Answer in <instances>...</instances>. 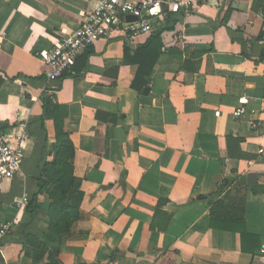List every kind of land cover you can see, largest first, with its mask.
<instances>
[{
	"label": "crops",
	"instance_id": "1",
	"mask_svg": "<svg viewBox=\"0 0 264 264\" xmlns=\"http://www.w3.org/2000/svg\"><path fill=\"white\" fill-rule=\"evenodd\" d=\"M100 1L0 0V105L9 97L20 105L0 132L17 122L31 132L21 172L0 193V228L10 225L0 264H50L49 251L60 264H264V0H208L170 14L177 23L155 43L147 85L133 82L137 51L163 30L167 12L151 34L116 30L78 57L69 76L47 82L39 52ZM44 96L67 109L82 198L60 235L50 228L47 194L37 195L30 230L46 247L37 251L19 231L30 218L18 203L36 194V162L52 161L56 148ZM241 100L246 111L235 119ZM254 121L263 124L258 132ZM225 180L218 199H242L243 243L237 232L210 228V197Z\"/></svg>",
	"mask_w": 264,
	"mask_h": 264
},
{
	"label": "built area",
	"instance_id": "2",
	"mask_svg": "<svg viewBox=\"0 0 264 264\" xmlns=\"http://www.w3.org/2000/svg\"><path fill=\"white\" fill-rule=\"evenodd\" d=\"M208 0H101L94 12L83 18L82 23L72 32L60 30L53 46L39 52L45 64L44 77L47 82L60 79L63 72L70 70L78 57L95 43L107 39L112 32L124 30L129 36L151 34L152 21L162 20L164 10L169 14L188 13L193 5L206 3ZM127 17L136 18L128 22ZM246 101L241 100L233 111L235 119L245 114ZM23 126V127H21ZM251 130L258 132L263 128L259 121L250 122ZM31 141L29 126L26 122H17L7 131L0 132V193L5 182H11L21 172L26 156V146ZM264 155V147L259 150ZM23 197L19 206L26 205ZM9 224L0 228V236H5ZM259 261L264 263V247L259 251Z\"/></svg>",
	"mask_w": 264,
	"mask_h": 264
},
{
	"label": "trees",
	"instance_id": "3",
	"mask_svg": "<svg viewBox=\"0 0 264 264\" xmlns=\"http://www.w3.org/2000/svg\"><path fill=\"white\" fill-rule=\"evenodd\" d=\"M164 13L166 11L164 10ZM165 26L162 31L151 34L147 43L138 49V57L142 60L139 62V70L135 76L134 83L147 85L149 82L150 73L155 65L159 55V47L154 50L155 43L159 41L163 31L173 30L176 21H173L170 14L165 15ZM152 54L149 62L146 57ZM72 69V68H71ZM70 70L63 72L60 78L69 76ZM133 86V83H132ZM43 111L52 116L55 130L56 148L53 154V159L47 162L40 158L35 165V177H33L37 192L31 198L24 209L26 216L30 220L19 226V231L24 237L25 244L33 249L45 250V245L31 232L32 214L37 208V195L47 194L49 199V214L50 228L55 234H69L72 225L78 218L79 204L82 198V193L79 190L80 180L73 176L72 159L74 157V147L69 138V132L65 128V120L67 118V109L58 104H54L52 100L46 96L42 98ZM31 133V132H30ZM46 155H51L47 153ZM23 166V164H22ZM230 181L225 180L219 187L218 191L212 195L209 201V222L210 228L233 231L240 234L242 243L247 235L244 230L242 216V199L235 197L227 199L226 196L219 198L222 193L229 187ZM241 210H240V209ZM240 210V211H239ZM242 251L245 248L242 246ZM48 259L50 264H60L58 261V253L49 251Z\"/></svg>",
	"mask_w": 264,
	"mask_h": 264
},
{
	"label": "clouds",
	"instance_id": "4",
	"mask_svg": "<svg viewBox=\"0 0 264 264\" xmlns=\"http://www.w3.org/2000/svg\"><path fill=\"white\" fill-rule=\"evenodd\" d=\"M19 107H20L19 97H9L8 105H0V121H3L5 119H8L10 121L14 120L15 117L9 115V113L13 108H19ZM20 111H21L20 118L24 119L25 118L24 113L26 110L21 108Z\"/></svg>",
	"mask_w": 264,
	"mask_h": 264
},
{
	"label": "water",
	"instance_id": "5",
	"mask_svg": "<svg viewBox=\"0 0 264 264\" xmlns=\"http://www.w3.org/2000/svg\"><path fill=\"white\" fill-rule=\"evenodd\" d=\"M126 20H127L128 22H135V21H136V18H133V17H127ZM5 127H6V123H0V130H1L2 128H5ZM249 178L252 179L253 176H252V175H249Z\"/></svg>",
	"mask_w": 264,
	"mask_h": 264
}]
</instances>
